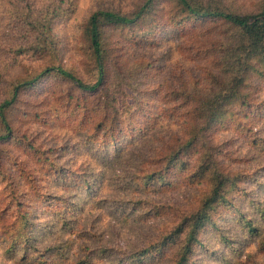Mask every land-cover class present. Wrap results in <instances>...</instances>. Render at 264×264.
I'll use <instances>...</instances> for the list:
<instances>
[{"label":"trees","instance_id":"1","mask_svg":"<svg viewBox=\"0 0 264 264\" xmlns=\"http://www.w3.org/2000/svg\"><path fill=\"white\" fill-rule=\"evenodd\" d=\"M98 1V8L78 23L85 74L64 62L61 39L55 32L56 20L75 13L78 0L0 2V142L17 139L16 104L44 78H56L55 86L69 84L68 90H62L68 104L75 100V110H85L78 120L79 131L53 149L54 158L32 142L26 144L49 165L47 182L62 190L45 191L49 209L39 215L34 206L38 200H23L16 230L9 227L2 245L13 264H158L156 258H165L162 254L169 247L173 248L166 264H189L202 231L219 228L215 216L222 217L223 208L236 209L231 193L242 188L248 192V186L240 185L243 178L264 186V160L249 166L247 174L241 166L225 171L211 136L235 104H249L244 91L248 81L255 74L264 77V0H258L254 10L237 9L227 0ZM192 20L212 22L222 29L213 48V66L201 78L204 85L190 91L172 90L171 98L183 102L156 105L155 115L145 114L140 122L139 98L147 91L133 90L124 77L112 76L124 49L118 42L159 46L160 40H155L158 27L171 31L172 39L184 34ZM24 59L40 64L23 67ZM75 89L80 91L77 97ZM129 97L132 102L127 101ZM87 124H92V130ZM262 140L259 135L255 139L251 147L258 151L248 162L264 156V145H257L264 144ZM81 145L88 162L69 171L65 152H78ZM193 149L198 156L191 158ZM192 167V179L207 182L196 205L174 214L171 224L163 221V227L140 231L133 242H120L119 229L139 222L145 205L149 209L140 220L153 211L150 194L173 185V168H179L173 177L177 181ZM107 186L111 191L103 194ZM255 205L254 214L239 210L237 217L240 234L256 244L252 253L245 254L249 263L254 256L264 255V199ZM153 208L156 213L162 206L154 204ZM237 243L229 237L226 245H231L239 261L243 250Z\"/></svg>","mask_w":264,"mask_h":264},{"label":"rangeland","instance_id":"2","mask_svg":"<svg viewBox=\"0 0 264 264\" xmlns=\"http://www.w3.org/2000/svg\"><path fill=\"white\" fill-rule=\"evenodd\" d=\"M227 2L240 10H254L259 1L227 0ZM98 6V0H78L75 13L60 17L55 22V32L61 39L63 48L61 54L64 62L80 74H85L87 71L85 57L80 50L82 39L79 37L78 23L84 15ZM220 29L221 26H213L212 22L192 20L185 26L184 34L172 39L171 31L166 27H158L155 40H160L159 46H137L130 42L124 45L118 42L124 49L121 51L120 65L117 66V71H113L112 76L117 74L118 78L124 77V83L131 82L133 90L136 87L147 91L139 98L143 106V112L138 117L140 122L145 118V114L155 115L156 105L170 103V101L175 104L183 102V100L171 98L172 90L181 92L188 89L190 91L195 86L201 88L204 85L201 78L213 66L215 60L213 48L221 32ZM117 36L123 40L121 36ZM165 36L168 40H164ZM38 64L40 61L28 63L25 59L23 60V67ZM130 74L133 76L129 77ZM56 82V78H44L37 87L28 89L22 94L20 102L16 104L17 110L13 118L17 139L0 142V264H13L6 252V247L2 245L4 243L2 238L7 234L9 227L12 232L16 230L20 209L23 211V200L26 203L33 199L38 200L34 206L37 207L36 211L39 215L41 210L49 209L48 200L44 197L45 191L48 188L51 191L56 189V192L62 190L61 187L59 189L58 186L47 182L49 165L42 161L40 154H36L35 148L26 145L32 142L37 149L47 150V153L54 158L53 149L63 144L70 134L79 131L78 120L85 110L83 108L79 111L75 110V100L68 104V98L64 96L63 91L70 88L69 84L55 86ZM149 90L153 92L150 94ZM244 91L248 94L249 104L247 106L235 104L232 114L217 123L211 136L215 140L218 159L223 164L221 168L225 171H233L234 168L241 166L240 168L243 169L241 172L247 174L251 171L249 166L264 160V156H261L252 163L248 162V159L258 151L251 147L257 136H261L264 141V77L255 74L248 81ZM79 92L75 89L76 97ZM126 99L128 102L133 101L131 97ZM86 127L92 130V124H87ZM257 145L261 147L264 144L260 141ZM192 152L191 158L198 156L195 149ZM63 158L66 160L70 158L69 171L80 169L88 162L83 145L78 148V152L71 154L65 152ZM176 169L179 168H173V171L178 172ZM192 169L193 167L185 169L178 176L177 181L173 178L175 173L173 172L170 179L173 182L171 187L168 189L163 187L160 194H150L153 202L150 207L153 211L140 220L141 214L149 209V206L145 205L138 216L139 222L119 229L120 242L122 239L133 242L140 231L148 233L152 226L163 227V221L171 224L174 214L196 205L201 196V190L207 182L205 179H192ZM68 174L73 176L71 173ZM262 174L264 175V172ZM261 181L264 183V176ZM240 185L248 186V192L246 193L242 188L231 193L234 197L231 200L236 209L232 210L229 206H227L229 208H223L222 213L225 212V214L222 217L215 216L219 228L206 227L202 231L189 264H227L230 261L235 264H255L264 261V255L258 254L253 257L254 262H246L245 254L252 253L256 244L252 241L248 242L240 234L239 229L242 225L237 220L239 210L246 214H254L255 203L264 199V186H257L255 182H246L245 178ZM37 191L42 196L38 197ZM109 191L111 188L107 186L103 194ZM21 203L22 205H19ZM154 204L162 206V209L156 212L157 214L154 212L156 210L153 208ZM42 218L43 216H40V220H43ZM229 237L237 240L238 247L243 250L238 258L239 261L233 256L231 245H226ZM172 248L169 247L162 254L165 258L161 256L156 258L159 260L158 264H166V256H169Z\"/></svg>","mask_w":264,"mask_h":264}]
</instances>
